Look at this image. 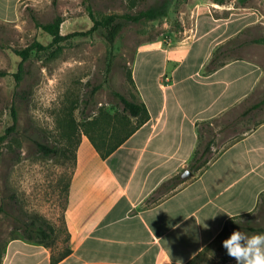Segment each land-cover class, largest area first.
I'll return each mask as SVG.
<instances>
[{
  "label": "crops",
  "instance_id": "0c3cea01",
  "mask_svg": "<svg viewBox=\"0 0 264 264\" xmlns=\"http://www.w3.org/2000/svg\"><path fill=\"white\" fill-rule=\"evenodd\" d=\"M23 1L0 0V21L15 22ZM250 1L264 9V0ZM203 8L205 25L197 8L190 33L156 49L154 76L156 57L141 83L133 74L149 120L107 159L82 135L65 211L70 254L56 261L49 246L18 237L1 264H195L232 221L257 209L264 196V122L202 168L194 160L214 121L262 91L264 66L254 58L219 63L224 47L261 19L246 6ZM186 170L194 174L184 180Z\"/></svg>",
  "mask_w": 264,
  "mask_h": 264
},
{
  "label": "rangeland",
  "instance_id": "374dc122",
  "mask_svg": "<svg viewBox=\"0 0 264 264\" xmlns=\"http://www.w3.org/2000/svg\"><path fill=\"white\" fill-rule=\"evenodd\" d=\"M217 3L251 7L261 19L224 47L219 63L247 56L264 66V43L254 42L264 39V9L250 0L244 3L241 0H25L15 22L0 21V72L5 73L0 76V139L14 124L12 108L18 120L16 130L0 142V264L6 245L14 238L23 237L26 224L32 221L48 228L51 233L48 245L57 257L67 249V186L75 167L77 137L73 138V147L64 154L65 122L74 120L82 134L83 123L101 119L103 114L107 118L103 127L120 129L119 96L139 102L131 73L132 77L136 73L141 83L144 67L156 57L150 73L154 76L159 68L157 58L161 55L156 49L185 38L193 27L197 8L201 7L197 16L205 25L207 14L203 7ZM165 4L169 5L167 16L127 24L114 45L106 40L103 30L90 32L94 22L87 11L88 5L100 18L111 14H137ZM58 16L63 19L62 35L86 34L64 41L62 51L56 56L51 55L55 48L47 52L34 51L30 59L22 63L15 50L25 49L36 41L49 45L52 38L36 23H50ZM241 44L248 48H240ZM20 63L23 72L18 81L15 75ZM261 122H264V81L259 94L207 129L194 160L196 170L245 129L250 130ZM130 123L127 129L135 126L137 120L130 118ZM90 131L98 137L95 128ZM121 135L123 133L114 136ZM38 143L50 148L57 146L59 154L46 155ZM233 231L249 235L264 233V196L253 213L231 222L195 264H236L222 246V241Z\"/></svg>",
  "mask_w": 264,
  "mask_h": 264
},
{
  "label": "trees",
  "instance_id": "16d2710c",
  "mask_svg": "<svg viewBox=\"0 0 264 264\" xmlns=\"http://www.w3.org/2000/svg\"><path fill=\"white\" fill-rule=\"evenodd\" d=\"M90 1V0H86ZM247 0H241V2H246ZM169 5L165 4L163 7H159L157 9H148L146 11H140L137 14L133 13H125L122 15L119 14H111V15H105L100 18L96 16V14L93 12L92 6L88 5L87 11L94 22V26L91 29L90 32H96L98 30H103L104 37L106 40L110 43V45H114L116 39L118 36L122 33L125 26L127 24L132 23H139L142 21H150V20H156L160 17L167 16ZM37 27L40 28L44 33L48 34L52 41L49 45L45 46L40 42H34L31 46L25 48V49H16L15 53L21 57L22 63L32 56V53L35 52H47L51 50L52 48H55L51 55L56 56L62 51V43L72 37H75L76 35H83L86 33H74L69 35H62L61 34V25L63 24V19L61 16L56 17L52 22L50 23H39L37 22ZM256 43H264V39H258L254 41ZM22 63L19 64L18 73L15 75L18 81L21 79L23 67ZM212 65H216V60L212 62ZM0 76H5L4 72H0ZM131 80L134 84V80L131 73ZM121 104H122V111L121 116H118L119 123L122 124V127L120 129L113 128L110 130V128L103 127V123H105L107 118L102 114L100 115L101 119L96 120H88L85 123L82 124L84 127V130L79 131V127L76 125L74 120L66 121V126L63 128L64 136L67 139L66 145L64 151L62 152L65 154L69 151L70 147H73V138L77 137L76 141L74 142V154H75V161H76V154L77 149L81 141V135H86L98 153L101 155L103 159H107L109 156H111L121 145H123L127 139L132 136L143 124H145L150 116L148 109L144 103L131 101L125 96L120 95L119 96ZM103 117V118H102ZM12 118L14 120L13 126H11L6 134L1 137L0 142L7 139L17 128V113L15 109L12 108ZM130 118L137 120V123L135 126H133L130 129H127L126 127H129L131 125ZM108 123V122H107ZM94 128L97 130L98 137H95L90 129L94 130ZM123 135L116 137L114 135L122 134ZM75 134H78L75 136ZM38 146L41 148L43 153L46 155H57L59 154V148L57 146H53L52 148L38 143ZM76 165V162H75ZM73 174V172H72ZM72 177V175H71ZM71 179V178H70ZM68 190H69V183L67 186V197H68ZM68 201V200H67ZM233 222V221H232ZM228 229L226 227L225 231ZM253 231H256L257 229H250ZM224 231V232H225ZM51 233L48 231V228L43 225L39 224L37 221H32L31 223H27L23 232V238L29 241L36 242L41 245H48V241L50 239ZM70 254V250L67 248L62 254H60L58 257H56V261H60L64 259L66 256Z\"/></svg>",
  "mask_w": 264,
  "mask_h": 264
},
{
  "label": "clouds",
  "instance_id": "9594fccd",
  "mask_svg": "<svg viewBox=\"0 0 264 264\" xmlns=\"http://www.w3.org/2000/svg\"><path fill=\"white\" fill-rule=\"evenodd\" d=\"M222 246L236 264H264V233L249 235L233 231L222 241Z\"/></svg>",
  "mask_w": 264,
  "mask_h": 264
},
{
  "label": "water",
  "instance_id": "95a60500",
  "mask_svg": "<svg viewBox=\"0 0 264 264\" xmlns=\"http://www.w3.org/2000/svg\"><path fill=\"white\" fill-rule=\"evenodd\" d=\"M193 172L192 171H190V170H186L185 171V173L182 175V178L184 179V180H186V179H189V178H191L192 176H193Z\"/></svg>",
  "mask_w": 264,
  "mask_h": 264
}]
</instances>
